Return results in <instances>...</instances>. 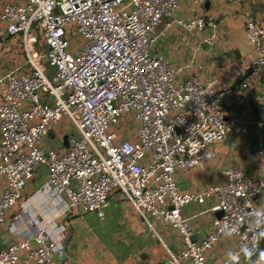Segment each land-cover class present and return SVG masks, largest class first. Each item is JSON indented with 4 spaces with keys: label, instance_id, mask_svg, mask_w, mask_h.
<instances>
[{
    "label": "built area",
    "instance_id": "1",
    "mask_svg": "<svg viewBox=\"0 0 264 264\" xmlns=\"http://www.w3.org/2000/svg\"><path fill=\"white\" fill-rule=\"evenodd\" d=\"M181 2L28 0L4 8L0 23L6 22L8 34L20 40L28 67L3 80L0 176L8 189L0 196V224L21 204L36 167L44 166L49 179L39 192L52 194L63 212L73 208L104 219L111 195L120 192L143 218L169 223L180 233L184 249L171 254L168 264H209L206 252L222 238H236L237 246L222 264H257L264 250L259 205L264 178L231 167L223 184L201 193L181 192L176 182L177 171L196 170L210 146L250 125L257 129L255 148L264 162V104L257 116L230 117L217 76L208 82L200 76L183 78L187 66H174L156 52L173 24L187 33L206 27L216 31L214 17L175 19ZM246 38L255 56L234 73L264 78V25L249 20ZM248 88L246 81L234 84L236 91ZM127 114L133 116L135 141L128 139L129 130H114ZM64 118L80 138L69 134L63 153L43 148V137ZM211 196L218 199L212 208L217 216L197 242L184 210ZM27 225L28 235L0 253V264H19L21 253L23 264H56L65 229L56 237L38 216Z\"/></svg>",
    "mask_w": 264,
    "mask_h": 264
},
{
    "label": "crops",
    "instance_id": "2",
    "mask_svg": "<svg viewBox=\"0 0 264 264\" xmlns=\"http://www.w3.org/2000/svg\"><path fill=\"white\" fill-rule=\"evenodd\" d=\"M27 2L0 0V14L7 5ZM258 5V0H182L180 8L175 12V19L190 21L198 17H214L217 22L216 31L206 27L201 31L187 33L173 24L156 46V52L174 66L188 67L183 78L200 76L204 82H208L217 76V90L225 93L223 105L230 117L248 119L259 115L263 109L264 78L240 77L234 73L236 67L255 56L246 38V23L255 19L253 16H259L256 11ZM165 23L159 26L158 31L164 29ZM25 64L26 57L20 40L11 37L7 32V23L1 22L0 103L4 78L11 72L26 71L28 66ZM198 64L203 66V70L198 68ZM51 72L49 68L48 73ZM243 81L249 83V88L234 90V84ZM67 121L71 123L64 118L43 137V148L65 152L68 148V135L71 133L64 131L62 123ZM256 133L255 125H250L238 130L227 140L214 143L202 155L196 170L176 172L179 190L184 193H201L212 186L221 185L226 180V170L231 167L243 169L253 178H264V162L255 148ZM127 137L131 141L136 140L132 130ZM57 139H62V146L57 144ZM148 160L149 156L144 162ZM48 179L47 169L44 166L36 167L34 176L22 192L23 205L10 209L5 222L0 224V253L28 235L31 228L27 220L31 216L43 220L56 237L60 230L65 229L55 254L56 264H168L171 254L183 251L184 243L176 229L163 219L153 216L143 218L122 193L114 192L111 195L105 218L99 219L95 214L81 213L73 208L63 212V206L54 200L52 194L39 192L44 189ZM7 189L6 178L0 176V196ZM217 203V197L211 196L203 204L192 203L185 208L184 213L191 221L197 242L212 229V222L217 216L212 208ZM259 205L264 210V196L259 199ZM19 213L23 214L21 220L17 219ZM236 247V238L220 239L206 252L208 263L222 264ZM20 257L19 264H23L25 253H21Z\"/></svg>",
    "mask_w": 264,
    "mask_h": 264
},
{
    "label": "rangeland",
    "instance_id": "3",
    "mask_svg": "<svg viewBox=\"0 0 264 264\" xmlns=\"http://www.w3.org/2000/svg\"><path fill=\"white\" fill-rule=\"evenodd\" d=\"M259 1V5L257 6V13L259 14V16H253V18L260 20L262 23H264V0H258ZM44 68L47 69L48 65L46 63H44ZM62 128L64 129V131L68 132V133H74L76 135V138L79 139L80 135L79 133H77L75 127L70 123V122H66V123H62ZM135 128V123L133 121V116L130 114L125 115L124 118L121 119L120 123L114 127V130H120L121 132H126V131H130ZM57 144L59 146L63 145V141L62 139H57Z\"/></svg>",
    "mask_w": 264,
    "mask_h": 264
},
{
    "label": "clouds",
    "instance_id": "4",
    "mask_svg": "<svg viewBox=\"0 0 264 264\" xmlns=\"http://www.w3.org/2000/svg\"><path fill=\"white\" fill-rule=\"evenodd\" d=\"M259 260H264V250H261V255L259 257ZM259 260L257 261V264H259Z\"/></svg>",
    "mask_w": 264,
    "mask_h": 264
}]
</instances>
